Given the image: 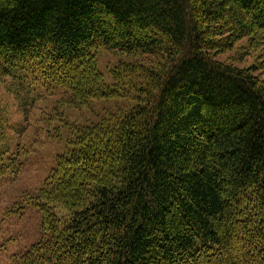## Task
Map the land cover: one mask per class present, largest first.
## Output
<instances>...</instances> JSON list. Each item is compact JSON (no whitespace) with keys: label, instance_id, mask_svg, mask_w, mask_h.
<instances>
[{"label":"trees","instance_id":"obj_1","mask_svg":"<svg viewBox=\"0 0 264 264\" xmlns=\"http://www.w3.org/2000/svg\"><path fill=\"white\" fill-rule=\"evenodd\" d=\"M241 41L259 64L218 58ZM25 69L100 106L46 117L59 151L8 210L37 233L3 264H264V0H0V77L28 98ZM5 113L0 184L26 157Z\"/></svg>","mask_w":264,"mask_h":264},{"label":"rangeland","instance_id":"obj_2","mask_svg":"<svg viewBox=\"0 0 264 264\" xmlns=\"http://www.w3.org/2000/svg\"><path fill=\"white\" fill-rule=\"evenodd\" d=\"M241 43L244 44V41L238 43L231 51L220 54L218 58L234 63L239 62L238 65L241 66L259 64L258 62L262 61L259 49L252 50L238 61ZM122 59L127 60L128 57L123 54L120 56L116 52L101 51L97 55V64L100 71L108 73V70ZM31 71L25 69L22 73H17L24 76L23 89L30 91L27 93L28 98H23L21 92L14 93L16 88L13 85L16 80L10 76L0 77V108L3 110L5 108L8 126L11 127L9 135L13 144L23 143L26 149L25 163L21 173L14 181L0 184V264L7 261L3 253L4 247L7 246L10 251L23 248L34 240V235L37 233L39 221L37 214L27 209L23 216L17 218L8 210L12 200H18L23 191L32 192L39 187L46 170L52 164L53 156L59 151L61 146L59 141L47 134L52 123H48L46 117L53 114L52 108L56 102H60L59 110L62 111V117L59 118L70 124L77 123L85 114L93 112L91 108L99 109L100 106L97 103L70 105L68 92L61 90L57 93L56 86L51 87L52 85L44 80L41 73ZM258 72L264 79V70H258ZM28 99L30 104L26 105L25 102ZM3 216L8 218L4 222L1 218ZM7 224H9L8 228L3 229Z\"/></svg>","mask_w":264,"mask_h":264}]
</instances>
